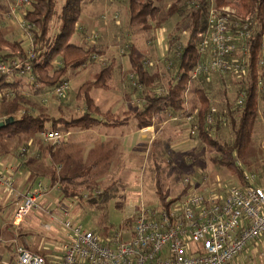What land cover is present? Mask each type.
I'll return each mask as SVG.
<instances>
[{
  "label": "trees",
  "instance_id": "16d2710c",
  "mask_svg": "<svg viewBox=\"0 0 264 264\" xmlns=\"http://www.w3.org/2000/svg\"><path fill=\"white\" fill-rule=\"evenodd\" d=\"M123 1L127 25L131 29L152 32L162 26L157 20L160 7L155 0ZM82 2L83 0H65L62 23L57 33L52 32L57 0H30L26 8L25 18L34 25L37 56L33 73L36 82L48 90L67 80L69 70L84 67L91 62L94 53H103L97 45L88 44L85 38L82 43L74 41L79 33ZM212 5L217 9L229 6L236 10V17L250 23L251 45L245 60L248 67L240 77L234 72L212 77L201 76L197 79L192 77L194 68L203 58L198 47L207 29L208 13ZM165 13L168 18L177 17L180 24H186L188 34L185 41L179 36H171L169 41L172 50L167 58L171 65L167 70L157 67L152 71L138 54L135 44L129 41L125 55L129 56L130 73L136 79V85L131 83V87L136 91L141 90V96L146 99L142 107L134 112V118L138 120L139 127L144 128L154 125L156 121L165 122L170 117H180L187 121L192 116L193 120L186 125V133L205 143L209 147L210 160L232 171L238 177L240 185L246 186V168L239 161L248 164V152L256 127L264 120V66L258 65L264 37V0H174ZM26 56L27 47L21 39L7 36L0 25V61ZM112 66H103L94 78L86 80L80 86L76 97L84 102L86 110L82 115L70 118L50 117L45 112L35 111L34 103L24 94L23 85L16 79V75L2 77L0 89L15 90L16 95L0 102V119L13 116L16 121L0 128V156L12 150L9 149L10 145H17L21 141L25 144L45 130L60 129L57 127L58 122L65 124L60 129L65 132L76 127L91 128L101 121L109 125L124 124L126 117L118 118L111 110L103 111L92 96L93 89L110 87ZM158 87H166L167 92L159 95ZM240 92H245L242 103L239 102ZM189 93L194 95V99L188 103ZM213 107L216 112L213 121L208 123V115ZM48 121L53 122L51 128L47 127ZM193 127H196L195 133L190 132ZM89 170L87 168L84 172L88 174ZM79 177L82 175L61 178L64 198L81 193V189L76 186ZM56 181L57 176L54 174L52 182ZM258 182L263 184L264 177L261 179L260 176ZM86 186L92 188L90 184ZM187 191L188 187L176 200L182 198ZM161 199L163 209L169 208L175 201L168 200L164 194ZM134 219L128 218L122 229H130ZM47 264H50L48 259Z\"/></svg>",
  "mask_w": 264,
  "mask_h": 264
},
{
  "label": "built area",
  "instance_id": "2783aa9c",
  "mask_svg": "<svg viewBox=\"0 0 264 264\" xmlns=\"http://www.w3.org/2000/svg\"><path fill=\"white\" fill-rule=\"evenodd\" d=\"M30 0H13L10 18L22 31V42L27 47L25 58H13L0 61V79L4 76L26 78L31 84L40 86L33 73L36 59L34 25L26 20L25 12ZM22 10V12H20ZM19 12V13H18ZM116 11L114 19H120ZM236 10L226 6L217 9L213 5L208 13V26L199 43L202 60L192 72L193 79L201 76L212 77L236 73L241 76L247 70L246 57L251 45L250 23L236 17ZM108 19V16H105ZM86 41H96L99 34H90L79 27ZM129 42L119 48L124 55ZM93 62L103 66L107 60L101 54L92 55ZM146 65L150 61H145ZM258 65L264 66V37L259 51ZM130 81L136 85L135 75L129 74ZM262 81H259V86ZM70 90V81L63 80L50 91L57 98H64ZM157 92L166 93V87H158ZM15 90H1L0 102L15 97ZM245 92H240L242 103ZM138 102H146L141 97ZM216 108L213 107L207 122L213 121ZM192 116L187 118L188 122ZM1 121V119H0ZM196 127L190 129L195 133ZM60 129L45 130L40 134L44 144L57 149L69 135ZM29 148L22 147L18 155L24 158ZM2 157L0 156V163ZM239 164L242 163L239 161ZM15 174L0 172V184L11 193H16ZM246 186L233 185L216 187L207 174L198 179H185L187 193L175 200L169 208L146 210L142 208L136 222L130 230L120 229L111 233L110 238H102L97 232L86 229L80 222L70 218L73 208L87 195H77L67 200L62 208L48 207L47 212L55 217L67 230V241L63 245L60 264H228L247 246L264 234V183L252 171L245 172ZM59 183L47 185L39 181L34 190L26 193L17 205L13 223L24 222L28 215L40 207L38 196L52 191H61ZM17 264H47V259L34 253L25 245L16 248Z\"/></svg>",
  "mask_w": 264,
  "mask_h": 264
},
{
  "label": "rangeland",
  "instance_id": "374dc122",
  "mask_svg": "<svg viewBox=\"0 0 264 264\" xmlns=\"http://www.w3.org/2000/svg\"><path fill=\"white\" fill-rule=\"evenodd\" d=\"M173 1L155 0L160 7L157 20L162 23V26L152 32L131 29L127 25L126 7L123 0H83L80 26L84 27L89 35L99 34L96 41H87V43L97 45L105 53L109 52L106 57L107 63L110 64L111 55L116 50L119 51L123 44L130 41L139 49L140 57L145 61H150L148 66L152 71L157 67L167 70L171 65V61L169 62L167 59L172 50L169 41L171 36H179L182 41H185L188 34L186 24H180V19L177 17L168 18L165 13V10ZM64 4L65 0H57L52 22L53 33L60 31ZM11 9L12 4L9 5L6 0H0V25L7 36L21 39L22 37L20 38L19 35H22V31L18 24L15 21L9 22L7 20ZM116 11L120 12V19L113 18ZM105 16H108L107 20ZM91 18H94L97 31L85 27ZM114 22H121V24L117 26ZM180 25H182L181 28ZM178 27L180 30H178ZM78 35L79 33L74 37V41L78 42ZM117 38L119 39L116 40ZM177 47H179V44H177ZM100 68L102 66L96 64L95 66L90 65L87 69L69 70L67 80L73 82L71 88L73 98L54 100V96H51V100L56 102L53 107L56 108H52L53 111L48 109L49 111L46 114L56 118L82 115L86 110V106L83 101L77 99L76 93L81 84L87 78L92 77ZM129 74L127 77H123L127 83H131ZM113 78L111 84L116 91L118 89L116 81L119 75L116 74ZM99 93L106 96L103 90H93L94 97L104 110L109 108L118 110L122 106L117 97L118 93L112 98H104V96L101 98ZM46 96L42 98L45 99ZM184 123H186L185 120L178 123L180 129L184 127ZM52 125V121L47 122L48 128H51ZM57 127L62 129L65 124L58 122ZM71 130L72 132L65 138L64 144L56 152L55 160L63 157L62 155L77 157L79 162L76 161L73 170L79 172L85 166L95 163L93 155L96 150V141L94 134L91 132L81 133L78 128H72ZM176 132L177 129L165 128L157 139L151 142L149 152H145L144 155L134 156V152L127 151L121 147L122 145L118 140H113L111 143L114 147H111L116 150L117 157L112 160L104 159V165L98 168L99 174L92 172V174L88 173V176L82 175L79 179L77 178L76 182L78 183L76 186L81 189L79 195H87V198L79 202L76 206L77 213H71L70 218L82 223L86 229L97 232L102 238H110L113 235H111L112 232L122 229L126 220L134 217L131 227L128 226L131 229L136 222L137 213L142 208L146 210L163 209L162 194L166 195L168 200H176L185 189V179H198L203 174H207L213 180H218L222 185L230 186L236 184L235 181L239 182L238 177L232 171L220 167L210 160L209 147L205 143L189 136L193 141L191 142L192 146L187 147L184 141H181L186 137L178 136ZM100 141L103 142V140ZM106 143L109 144L110 142L104 141V144ZM111 143L110 145H112ZM44 145L51 151L55 150L47 144ZM23 146L24 142L21 141L17 145H10L9 149L16 152ZM27 158L28 155L23 159ZM41 159L43 161L47 160L43 156H41ZM105 162H107V165ZM241 163L247 171L257 172L261 179L264 177V120L256 127L254 139L248 152V164ZM96 177L98 180H96ZM85 179H88V181H84ZM233 179H235L234 182ZM87 184H90L92 188H88ZM51 227L54 231L40 229L39 233L49 235L45 241L63 251V245L67 241V230L60 222H54ZM43 255L47 257L45 254ZM57 255H59V252H57ZM50 260H48L50 264H53ZM228 264H264V234L252 241L241 254Z\"/></svg>",
  "mask_w": 264,
  "mask_h": 264
},
{
  "label": "crops",
  "instance_id": "0c3cea01",
  "mask_svg": "<svg viewBox=\"0 0 264 264\" xmlns=\"http://www.w3.org/2000/svg\"><path fill=\"white\" fill-rule=\"evenodd\" d=\"M12 1L13 0H6L9 5L12 4ZM20 12H22V10H20ZM93 19L91 18L90 20H88L85 27H87L88 29H96ZM7 20L9 22H13L10 16ZM114 23L117 26H120L121 24V22ZM19 36L21 38V35ZM113 37L115 36L113 35ZM84 38L85 35L81 31H79V35L77 38L78 42H84ZM118 39L119 38H117L116 40ZM136 49L139 54L140 51L137 46ZM102 52V57L107 60L106 57L108 56L109 52ZM96 64H99L103 67L100 62L91 61L86 66L81 68L87 69L90 65L95 66ZM110 64L113 65L112 77L109 82L110 87L106 89H95H100L104 91V94L106 96L102 95L103 93H99V96L101 98H103V96L104 98H112L115 94L118 93L119 95L117 94V97L122 106H120L118 110H112L110 108L104 110L100 106V104H98V101L93 95L94 89L92 90V96L95 99V102L101 107L103 111L111 110L112 113H114L118 118H121L122 115V118L126 117L127 120L124 124L121 125H109L106 124L105 121H101L100 123L94 125L91 128L76 127L80 129L81 133L91 132L94 134L96 141V150L93 155V160L95 161V163L85 166L84 169L79 172H75L73 168L76 166V161L79 162L77 157L62 155L63 157H60L59 159L55 160V154L59 150V148L64 144L65 140L57 148V150L55 149L51 151L48 149L47 146L44 145L40 135L29 139L28 142L24 144V146L29 148L27 159H23L18 155V152L22 147H20L16 152L13 150L1 156L2 161L0 163V172L4 174H8L11 171L14 172L16 193H11L5 186L0 184V264H17L18 257L16 253V248L18 245H25L34 253L42 255L45 254L47 256L46 258H48V260L51 259L50 261L53 264H60L62 260L63 251L59 250V248L57 247L50 245L48 241H45L49 235H42L39 233V230L44 229L45 231H54V229H51V225L54 222H59L55 219L56 216L57 218H59V211L56 210L55 215L52 216L50 213L47 212V208L52 206L55 209H58V207L62 208L66 205V202L69 198L63 197V189H61V191H52L47 194H42L38 196L40 207L34 209L30 213V215H28L27 219L24 222L20 224L13 223L17 205L22 201L26 193H30L34 190L36 184L39 181H44L47 183V185H53L55 183L52 182V180L53 175L55 174L57 176L56 183H59L62 187V184L60 182L62 177H76L78 175L88 176L89 174H86V172H84L87 168H90V174H92V172H94L95 174H99L98 168L104 165V159L112 160L117 157L116 150L113 149L114 146L113 143H111L113 140H118L122 145L121 147L126 149L127 151L134 152V156L144 155L145 152H149L151 142H154L159 136V134L164 131L167 127H169L170 129H177L176 133L178 134V136L182 135V137H186L184 138V140L181 141H184L187 147L192 146L191 142L193 141V139L189 138V134L186 133V130L188 129L186 128V125L189 124L188 121L185 120L186 123H184L185 125H183L184 127L182 129H180V125L178 124L184 122L183 118L181 119L180 117H170L165 122H155L154 125L144 128L139 127L138 120L134 118V112L139 110L145 102L143 103L137 101L138 98L142 97L140 93L141 90H134L131 87V83L129 81V83H127L126 80H124L123 78L127 77V75L131 72L129 56L125 54L121 55L120 52L116 50L115 53L111 55ZM106 65H109V63H107ZM99 71L95 72L92 77L87 78L86 80L94 78V76ZM116 74L119 75V78H117L116 81L118 89H116L115 91L111 82L114 79V75ZM16 79H18L23 85L22 89L24 94L28 95L31 101L34 103L35 111H42L47 113L49 111L48 109L52 110V108H56L53 107V104L56 103L54 102V100H62L68 97L73 98V91L71 90L73 83L72 81L70 82V90L68 94L64 98H57L47 88L43 86H35L31 84L26 78L17 77ZM13 80L15 79L13 78ZM45 95H47L45 99L42 98ZM51 96H54L53 101L51 100ZM193 99L194 95L189 93L188 103ZM175 121L177 123H174ZM71 132L72 130L69 131V133ZM96 138L99 139L96 140ZM37 139L41 141H38ZM100 140H103V142ZM104 141L110 142L112 145H110V143L104 144ZM41 156L47 158V160L43 161V159H41ZM106 163L107 162H105V164ZM96 180H98L97 177ZM84 181H88V179H85ZM211 181L216 185V187L219 188L228 186L226 184L222 185L218 180H213L212 178ZM234 181L235 179H233V182ZM235 182L236 184L233 185H240V182ZM187 187L188 186L186 185L185 188ZM76 206L73 208L71 213H77ZM57 252H59V255H57Z\"/></svg>",
  "mask_w": 264,
  "mask_h": 264
},
{
  "label": "water",
  "instance_id": "95a60500",
  "mask_svg": "<svg viewBox=\"0 0 264 264\" xmlns=\"http://www.w3.org/2000/svg\"><path fill=\"white\" fill-rule=\"evenodd\" d=\"M16 121V117H9L7 119H4V120H1L0 121V128L5 126V125H8V124H11V123H14Z\"/></svg>",
  "mask_w": 264,
  "mask_h": 264
}]
</instances>
